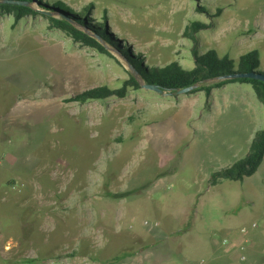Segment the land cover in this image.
<instances>
[{
    "label": "rangeland",
    "instance_id": "1",
    "mask_svg": "<svg viewBox=\"0 0 264 264\" xmlns=\"http://www.w3.org/2000/svg\"><path fill=\"white\" fill-rule=\"evenodd\" d=\"M60 1L83 14L93 4L92 20L144 64L192 68L182 33L202 22L211 28L199 32L198 48L232 59L258 50L264 69V0ZM49 20L34 13L13 25L0 15V264H179L213 231L219 240L230 230L241 236L249 223L246 261L235 250L227 264H252L255 238L264 264V159L244 180L208 185L264 129L251 87L225 84L209 97L141 88L79 104L69 100L79 91L118 88L135 71L114 48L117 60Z\"/></svg>",
    "mask_w": 264,
    "mask_h": 264
},
{
    "label": "trees",
    "instance_id": "2",
    "mask_svg": "<svg viewBox=\"0 0 264 264\" xmlns=\"http://www.w3.org/2000/svg\"><path fill=\"white\" fill-rule=\"evenodd\" d=\"M17 2H27L28 4L36 2L54 15L62 14L63 17H59L61 18L60 21L51 22L54 28L70 35L74 42L92 48L101 55H107L108 52L100 42L114 48L121 55L122 59L135 71L136 76L129 72L128 78L123 80L118 88L106 85L97 86L86 91H79L69 100L84 104L94 100L103 101L109 97L122 99L131 90H140L139 82L152 85L163 93H172V95L178 94L179 91L185 88L197 86L191 93L204 91V96L206 97H209L213 89L220 88L225 84L245 83L251 87L255 98L264 106V81L255 78L235 77L238 74L264 76V69L262 71L258 70L261 66L259 51L251 50L241 54L236 59H232L228 54H220L215 49L198 48V34L203 30L211 28L210 24L190 22L183 30V37L188 38L192 44L190 49L193 63L192 68H184L176 61L154 67L148 63L144 64L141 54H134L129 45L124 44L123 40L117 38V33H113L107 27H103L102 24L97 22V19L92 20L90 15L93 14L94 6L91 3L87 6L88 12L83 14L82 11H74V9H71L60 0H0V15H10L13 25L17 24L23 17L33 14L27 6L15 4ZM201 10L203 11L204 9L201 8ZM220 13L221 10L219 8L215 14L218 17ZM78 27L86 31L84 32ZM205 82L212 83L205 84ZM263 159L264 129L261 128L254 132L245 155L229 167L212 172L208 177V185L209 187L217 186L223 179L229 181L244 180L256 172ZM12 183L11 181L9 184L12 185ZM124 195L113 196L114 198H121ZM130 254L131 252L124 253L120 257L114 258L113 262H117L121 257ZM38 261L39 258L25 259L22 263L33 264Z\"/></svg>",
    "mask_w": 264,
    "mask_h": 264
},
{
    "label": "crops",
    "instance_id": "3",
    "mask_svg": "<svg viewBox=\"0 0 264 264\" xmlns=\"http://www.w3.org/2000/svg\"><path fill=\"white\" fill-rule=\"evenodd\" d=\"M215 187V186H214ZM213 188V187H211ZM249 224H244L242 228H247L249 227ZM256 229L253 230H249V233L253 235V233L255 232ZM254 231V232H253ZM227 232L226 236L223 238H228L231 242L230 243V248L229 250L226 248L225 250L223 249L222 246H220V244H218L220 242L219 239L215 238L214 235V231L212 233H210L208 235V240L202 242L200 245L196 246L195 245V249L193 253H186L184 254L185 259H183V261L185 260L187 264H199L198 260H202L204 259L205 264H227V260L229 259V257L233 256L235 254V249H233L234 246H232V244H236L237 242L240 241L241 236L238 234L237 230H230ZM256 240V245L259 244L258 246V250H253V252L255 253L256 258L254 259V261H252V264H261L260 262H262L261 259V239L260 238H255ZM255 245V246H256ZM201 250V255H197L195 254L196 251ZM230 264V263H228Z\"/></svg>",
    "mask_w": 264,
    "mask_h": 264
},
{
    "label": "water",
    "instance_id": "4",
    "mask_svg": "<svg viewBox=\"0 0 264 264\" xmlns=\"http://www.w3.org/2000/svg\"><path fill=\"white\" fill-rule=\"evenodd\" d=\"M15 4H20L22 6H27V8H29L32 13L34 14H39V15H42V16H45V18H49L50 22H55V21H60L61 18L59 17H56L53 13L49 12V11H45V10H37V9H34L31 4H28L27 2H17ZM96 37V36H94ZM100 42V41H99ZM100 44L104 47V49L108 52L107 55H104V56H107L111 59H114V60H117L115 57L116 54H114L113 52H111L110 50V47L107 46L106 44L100 42ZM235 77L239 78V77H245V78H249V79H260V80H263L264 81V76L263 75H254V74H238L236 75ZM139 85L141 88H144V89H148V90H153V92H157V93H163L161 90H159L158 88L156 87H153L152 85H146V84H143L142 82H139ZM197 86H192V87H188V88H185L181 91L178 92V94L180 93H187V92H191L193 91Z\"/></svg>",
    "mask_w": 264,
    "mask_h": 264
},
{
    "label": "built area",
    "instance_id": "5",
    "mask_svg": "<svg viewBox=\"0 0 264 264\" xmlns=\"http://www.w3.org/2000/svg\"><path fill=\"white\" fill-rule=\"evenodd\" d=\"M255 228H256V223H252V224H250L249 227H247V228H245V227L242 228V227H241V228L239 229V233H240L241 236L243 237V240L240 241V242H238V243L233 247V249H235V250L239 253V260H240L241 262L246 261V258H245V256H244V245H245L247 242H249V241H248V238L246 237V235L248 234L249 230H253V229H255ZM229 242H230V241H229L228 239H226V238H221L219 244H220V246L223 247L224 250H225L226 248L229 250V248L231 247ZM228 247H229V248H228ZM198 263H199V264H205V261H204V259H202V260H199ZM46 264H67V263H65V261H64V260H61V259H60V260L52 259V260L48 261ZM179 264H187V263H186L185 260H184V261L182 260Z\"/></svg>",
    "mask_w": 264,
    "mask_h": 264
},
{
    "label": "bare ground",
    "instance_id": "6",
    "mask_svg": "<svg viewBox=\"0 0 264 264\" xmlns=\"http://www.w3.org/2000/svg\"><path fill=\"white\" fill-rule=\"evenodd\" d=\"M75 11V10H74ZM254 232V231H253Z\"/></svg>",
    "mask_w": 264,
    "mask_h": 264
}]
</instances>
